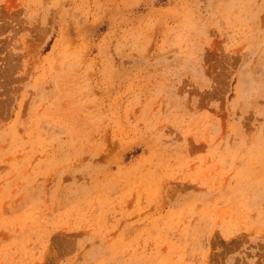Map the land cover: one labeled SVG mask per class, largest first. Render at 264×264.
Segmentation results:
<instances>
[{
  "label": "rangeland",
  "instance_id": "374dc122",
  "mask_svg": "<svg viewBox=\"0 0 264 264\" xmlns=\"http://www.w3.org/2000/svg\"><path fill=\"white\" fill-rule=\"evenodd\" d=\"M0 264H264V0H0Z\"/></svg>",
  "mask_w": 264,
  "mask_h": 264
}]
</instances>
